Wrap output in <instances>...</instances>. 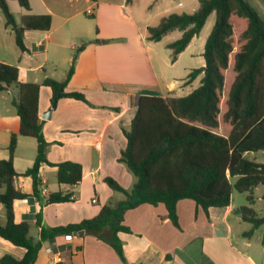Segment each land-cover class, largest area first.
Instances as JSON below:
<instances>
[{"label":"crops","instance_id":"1","mask_svg":"<svg viewBox=\"0 0 264 264\" xmlns=\"http://www.w3.org/2000/svg\"><path fill=\"white\" fill-rule=\"evenodd\" d=\"M30 1L31 9L23 7L25 12L22 17L50 14L51 27L48 30H26L28 51H15L11 47V41L16 44L14 31L6 24L5 18L1 21L0 15V61L18 65L20 81L41 84L47 76L65 79L68 69L74 65L75 72L66 90L83 91L89 101L59 98L50 117L42 118L41 114L53 106V92L50 86H41L39 116L43 123L42 131L49 142L47 157L52 162L73 160L82 163L83 176L73 187V201L43 206L37 198L15 202V221L21 222L31 215V234L39 238L41 226L35 218L39 211L42 214L41 225L52 227L91 218L99 213L103 205L125 198L124 193L112 189L105 178L113 177L127 189L135 183L134 174L120 160V156L127 145L124 129L131 127L140 95L182 96L196 88L203 74L192 82L187 81L188 75L192 69L205 66V44L211 31L194 36L173 62L167 44L179 38L182 32L176 30L179 36L168 41L165 38L175 31L160 41H150L147 39L148 28L154 25L147 22L148 16L138 22L131 14L127 17L126 25L120 24L112 14L123 13L122 8H127L130 0H94L96 13L92 12V15L97 14L101 26L95 36L87 40L79 27L75 28V33L71 28L66 32L63 24L54 27L53 12L45 0H40L37 9L33 0ZM130 3L132 10L136 8L134 1ZM198 6L199 0H195L192 10H186L185 3L177 0L167 14L193 12ZM106 14L109 20L104 18ZM58 29L65 33V37L71 35L74 38L57 37L54 32ZM28 36L36 39L32 41L33 51L28 44ZM161 42H165V53L158 47ZM78 45L77 57L68 56L66 47L75 49ZM38 53L44 54V60L37 65L30 64L22 72V63L27 59L32 60ZM9 112V107L0 105V159L8 157L11 134L18 132L20 127L19 117L16 120L13 117L8 119ZM28 138L32 137L18 136L14 162L19 173L32 166L36 157L37 141L35 145ZM2 149H6L7 154ZM40 176L42 187L48 191H58L64 187L70 189L59 184L55 166L43 164ZM16 185L22 191L31 193L32 177L19 176ZM257 197L264 199V193ZM247 203L246 194L235 195L234 192L230 205L211 207L207 213L195 200L184 198L177 203L178 224L172 221L163 203H143L125 213L124 223L130 231L119 233L125 260L106 241L94 234L84 233L45 241L34 264H264V226L248 235L253 224L244 221L236 212L237 208ZM2 205L0 203V223L6 221V209ZM0 246L10 249V253L18 258L25 253L24 248L1 236Z\"/></svg>","mask_w":264,"mask_h":264},{"label":"trees","instance_id":"2","mask_svg":"<svg viewBox=\"0 0 264 264\" xmlns=\"http://www.w3.org/2000/svg\"><path fill=\"white\" fill-rule=\"evenodd\" d=\"M17 1L20 6L31 9L30 0ZM0 10L14 31L21 52L28 51L26 30L51 27L50 14L25 15L22 23H18L9 0H0ZM214 12L216 21L205 44V66L192 69L187 79L192 82L203 74L200 84L182 96L144 94L139 97L131 127L124 129L127 145L120 156L134 174L135 183L127 189L113 177L105 178L125 198L103 205L91 218L52 227L41 225L39 211L35 214L41 226L39 238L31 234V215L21 222L15 221V202L37 198L43 206L73 201V187L83 176L82 163L52 162L47 157L49 142L39 116L41 86L51 87L53 103L62 97L89 101L83 91L66 90L75 72L74 65L68 69L65 79L47 76L41 84L20 81L18 65L0 61V92L16 85L18 93L12 104L20 121L18 132L11 134L8 157L0 159V203L6 209L0 236L25 249L21 258L3 254L0 264H34L45 241L81 231L106 241L125 260L119 235L130 231L124 223L125 213L143 203H163L172 221L178 224L179 200L193 199L209 213L211 207L230 205L233 193L239 191L246 193L248 204L236 212L253 224L247 234L252 235L264 226V213L254 207V188L264 184V162L248 157L264 150V18L248 0H199L195 11L172 12L163 16L157 25L149 26L147 39L160 41L173 31H181L179 38L167 44L174 62ZM19 135L34 137L37 141L34 163L21 173L14 162ZM43 164L57 167L59 184L70 189L64 187L42 194ZM19 176L32 177L31 193L17 187Z\"/></svg>","mask_w":264,"mask_h":264},{"label":"rangeland","instance_id":"3","mask_svg":"<svg viewBox=\"0 0 264 264\" xmlns=\"http://www.w3.org/2000/svg\"><path fill=\"white\" fill-rule=\"evenodd\" d=\"M101 2L104 1H112V2H121L123 0H98ZM134 1L133 5L136 8H130V5ZM185 3V9L186 10H192V6L195 2V0H182ZM261 14V16L264 18V0H248ZM94 0H45V3L50 8L51 12H53V24L54 27L57 25H62L65 29V31L69 32L68 28H71L72 33H75V28L79 27L83 29V36L84 38L90 39L93 38L96 34V27L98 26L100 28L101 23L99 17L96 15H92V12L96 13V6L93 5ZM127 8H122V12L119 13H113V18L117 17V20L120 24L126 25L128 23L127 17L132 14L138 22L144 21V17L148 16L149 24L157 25L160 21L161 16L167 15V12L172 9V7L177 3V0H130ZM35 9L38 8V5L40 3V0H33ZM11 9L16 16L17 21H22V15L25 12V9L20 6L17 0L11 1ZM1 13V12H0ZM172 13V12H171ZM1 15V21L4 20L3 13ZM104 18L106 20H109L110 17L108 14L104 15ZM216 21V13H212L210 17L208 18L207 22L205 23L204 27L201 30V35L208 34L214 23ZM103 25V23H102ZM63 29V30H64ZM58 29L57 32L55 31L54 34L60 37H63L65 39L67 38H74L71 35L65 37V33H61L62 30ZM58 33V34H57ZM177 36H179V32L175 31L169 36L165 38V41H168L170 39H175ZM32 41H36L34 36H28V44L31 47L32 51L34 49V45L32 44ZM164 43L161 42L158 44V47H161L163 52L164 51ZM11 47L16 51H20L14 41H11ZM80 45L76 47L75 49H71V47H66V51L68 56H72L73 58L77 57V54L79 52ZM44 54L38 53L35 58L32 60L27 59L22 63V72L25 71L29 65H37L38 63H41L44 60ZM156 60V58H155ZM183 63V60H181ZM39 76H41L40 72H37ZM34 78V77H32ZM37 78V76H36ZM186 92V91H184ZM182 92V93H184ZM18 89L15 84H13L9 91H4L0 93V105H4L10 108L11 112L7 113L8 119L13 117V120L18 119L17 111L14 105L11 103L13 98L17 96ZM9 100V104H8ZM31 141H33V144L36 145V139L34 137L28 138ZM2 152L7 154L6 149H2ZM248 157L251 159H255L259 162H264V150L254 152L251 154H248ZM262 193H264V184H260L254 188V194L257 196H260ZM246 193H241L239 191H235V195H245ZM256 200V208L259 210V212L264 213V199L257 197ZM241 197V196H240ZM235 202H237L235 200ZM248 204V203H247ZM2 205V204H1ZM3 206V205H2ZM10 249H7L3 246H0V256L4 253H10Z\"/></svg>","mask_w":264,"mask_h":264},{"label":"water","instance_id":"4","mask_svg":"<svg viewBox=\"0 0 264 264\" xmlns=\"http://www.w3.org/2000/svg\"><path fill=\"white\" fill-rule=\"evenodd\" d=\"M56 103H57V100L54 101L53 106L51 107V109H49L48 111H45V112H43L41 114V117L42 118H49L52 110L56 107ZM79 234L80 235H83L84 234V231H81Z\"/></svg>","mask_w":264,"mask_h":264},{"label":"built area","instance_id":"5","mask_svg":"<svg viewBox=\"0 0 264 264\" xmlns=\"http://www.w3.org/2000/svg\"><path fill=\"white\" fill-rule=\"evenodd\" d=\"M47 191H48V189H47L46 187H42V192H43L44 194H46Z\"/></svg>","mask_w":264,"mask_h":264}]
</instances>
